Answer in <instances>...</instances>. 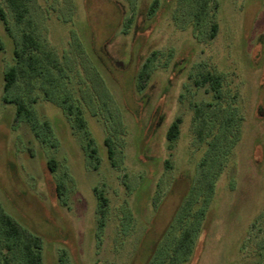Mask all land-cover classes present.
Wrapping results in <instances>:
<instances>
[{
	"label": "rangeland",
	"instance_id": "1",
	"mask_svg": "<svg viewBox=\"0 0 264 264\" xmlns=\"http://www.w3.org/2000/svg\"><path fill=\"white\" fill-rule=\"evenodd\" d=\"M198 2L196 30L195 0H30L20 24L0 0V210L39 239L43 264H264V0ZM26 31L52 63L41 77L18 66L9 97L29 116L16 118L3 74ZM206 73L221 78L216 101L195 84ZM179 224L184 258L168 251Z\"/></svg>",
	"mask_w": 264,
	"mask_h": 264
},
{
	"label": "trees",
	"instance_id": "2",
	"mask_svg": "<svg viewBox=\"0 0 264 264\" xmlns=\"http://www.w3.org/2000/svg\"><path fill=\"white\" fill-rule=\"evenodd\" d=\"M30 0H3L8 9L13 15L14 21L17 24L23 23L29 14L28 4ZM194 1V0H188ZM199 0H195V9L191 12V18L195 25L196 30L197 26L206 18L208 12H204L202 9L198 11ZM153 6L155 3L152 4ZM153 10L149 9V14H152ZM131 20V19H129ZM128 20V21H129ZM0 21L6 27L5 14L0 8ZM128 23V22H127ZM125 26H127L125 24ZM216 25L212 23L210 26L207 37L209 39L213 38L216 33ZM199 31V30H198ZM81 49L82 46L78 45ZM42 45L36 38L35 34L32 31H26L22 34V39L20 42L19 49L14 50L13 54L16 58V65L11 66L3 74V86L2 100L4 103L12 104L16 109V118H19L21 115L29 116V112L25 109L24 104L16 98H10L9 93L15 86L18 74L21 72V68H18L19 65H23L28 69V77L32 76H42L46 72V67L44 63L50 65L52 59L50 55H41ZM2 50V43L0 39V51ZM151 58L146 59L142 64L140 72L147 73L149 70V62ZM54 66V65H53ZM141 75V74H140ZM198 81H195L196 85L206 86V90L209 93L213 94L212 99H219V90L221 86V78L218 75L204 74L200 75ZM52 102H54L51 99ZM72 103V104H69ZM57 104H61L66 111L73 117L77 129L82 130L85 126V121L82 117V113L75 103L72 102V99L65 97L62 101ZM197 116L201 113H196ZM180 121L177 119L167 130L166 138L168 142L172 143L177 139L178 128ZM83 131V130H82ZM88 144L86 146V154L90 160L95 159V150L93 149V141L87 139ZM104 144L107 149V155L109 160L112 159L113 145L109 138L104 140ZM48 168L53 172L54 161L50 160L48 162ZM97 197V206L100 212L106 210L108 205V200L106 197L99 193H95ZM194 199V198H193ZM191 198L186 199L187 203H191ZM194 201V200H192ZM188 205V204H187ZM186 205V206H187ZM185 206V207H186ZM190 224L178 226L177 236L172 239V242L168 246V251L173 254H182L183 258L188 255L192 247V229ZM0 264H43L41 257V246L38 238L28 235L22 237L20 229L14 224V222L6 214L0 210Z\"/></svg>",
	"mask_w": 264,
	"mask_h": 264
},
{
	"label": "flooded vegetation",
	"instance_id": "3",
	"mask_svg": "<svg viewBox=\"0 0 264 264\" xmlns=\"http://www.w3.org/2000/svg\"><path fill=\"white\" fill-rule=\"evenodd\" d=\"M180 121V120H179Z\"/></svg>",
	"mask_w": 264,
	"mask_h": 264
}]
</instances>
